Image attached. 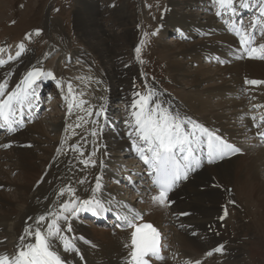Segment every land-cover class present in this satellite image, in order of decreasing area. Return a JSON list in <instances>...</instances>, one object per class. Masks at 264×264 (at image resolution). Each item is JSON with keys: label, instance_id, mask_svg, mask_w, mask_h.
I'll list each match as a JSON object with an SVG mask.
<instances>
[{"label": "bare ground", "instance_id": "obj_1", "mask_svg": "<svg viewBox=\"0 0 264 264\" xmlns=\"http://www.w3.org/2000/svg\"><path fill=\"white\" fill-rule=\"evenodd\" d=\"M81 2L74 15L75 30L84 45L83 50L66 52L62 49L59 58L68 62L67 69H76V59L84 60L87 56L98 63L88 62L91 71L87 68L73 76L69 70L64 71L63 76L58 67L51 69L53 76L43 80L60 76L66 104L62 112L57 114L59 110H56L54 117H45L32 124L25 121L26 116L18 114L17 119H23L26 124L7 138L0 135V147H9L0 148V253H14L26 224L34 223L29 217H37L49 209L55 212L58 204L54 201L71 199L67 195H56L61 187L71 186L80 198H87L91 195L90 186H95V177L100 175L103 197L111 199L115 209H124L121 205L127 204L141 214L137 223L151 222L160 230L167 248L161 252L163 259L154 264H179L171 257L173 248L185 258V264H196V261L200 264H248L243 241L247 230L253 229L251 232H258L264 240V139L257 138V132L264 126L254 127L264 117V59H250L239 51L237 41L216 19L214 8L210 10V0H165L163 10H168L160 19V28L163 27V33L175 28L177 35L187 36L189 42L168 45L161 41L160 57L165 62L169 79L184 82L186 87L179 91L180 100H176L156 90L154 83L144 80L138 67L125 66L129 83L137 82L144 89H131L128 113L133 94L145 92L148 86L155 89L161 99L177 106L183 114L217 132L241 151L214 164L203 165L180 184L165 204L159 205L152 201L156 194L139 163L134 164L135 173L129 174L133 183L130 185L123 180L128 184L126 188L114 183L119 173L110 166L111 158L121 147L129 148L122 155L127 157L126 162L132 153L137 155L127 134L126 121L129 119L118 120L112 108L104 105L108 97L115 96L110 87L122 74L112 63L119 55L117 45H112L114 36L119 35L132 44L135 29L131 24L126 27V33L123 31L124 35L103 29L102 17L99 18L102 12L98 9L100 0ZM112 13L120 25L126 26L129 22L128 11L123 5L115 7ZM51 51L49 48L47 54ZM15 54L11 55L10 46H7L0 59L7 60ZM43 59L32 60L30 50L26 49L16 60L0 66V81L7 79L8 82L6 91L14 89L27 71L40 65ZM66 75L70 76L71 94ZM76 77L84 78L76 81ZM246 80L262 83L251 85L245 83ZM250 102H255V106ZM69 103L73 105L71 111ZM252 106L260 108L261 112L250 109ZM98 111L101 115H96ZM94 131L96 135L92 134ZM72 145H77V150H73ZM84 160L95 161V164L90 162L85 166ZM6 166L22 173L21 181L12 188V199L2 198V189L11 183L7 180ZM123 168L124 165L119 169ZM133 184L135 199L128 202L123 194L131 192ZM237 208L243 212L239 213ZM80 215L82 213L67 221L73 229L67 235L75 238L80 253H63L61 248L62 254L68 257V264H124L128 252L124 245L130 242L131 229L112 224L111 220L102 224L88 222L91 225L88 226L87 221L79 219ZM31 239L34 242V237ZM218 246L222 247V252L214 251ZM210 251L214 252L209 256Z\"/></svg>", "mask_w": 264, "mask_h": 264}, {"label": "snow or ice", "instance_id": "obj_2", "mask_svg": "<svg viewBox=\"0 0 264 264\" xmlns=\"http://www.w3.org/2000/svg\"><path fill=\"white\" fill-rule=\"evenodd\" d=\"M237 4L242 9L255 10L256 14L248 23L239 19L233 20V17L238 16ZM211 8L215 9L217 17H227L224 23L228 31L239 38L240 50L248 58L264 59V43L255 44L257 35L264 38V0H210V10ZM36 34L39 35V30ZM30 38L31 34H26L25 39ZM17 47L19 50L15 56H9L7 60L0 59V66L16 60L26 51L23 43ZM3 51L4 49L0 48V52ZM135 51L139 54L140 48L137 47ZM52 76V72L36 66L27 71L23 79L10 91H6L7 79L0 81V130L11 134L23 127L24 121L17 119V115L23 117L24 108L31 107L34 100L38 99L35 92L37 82ZM245 83L257 85L262 82L246 80ZM145 88V92L133 94L130 118L126 121L129 129L127 134L139 158L147 166L151 185L158 189V193L152 196V201L163 205L168 200L169 193L181 181H186L193 172L200 169L205 161L214 164L226 156L239 153L241 149L217 132L183 114L169 101L161 99L155 89L148 86ZM71 93L72 87L69 84V94ZM72 107V103H69V111ZM96 115H101V112H96ZM261 120H264V117H261ZM254 127L259 128L260 125L254 124ZM92 134L96 135L95 131ZM257 135L264 139V131L257 132ZM77 148V145H72L73 150ZM83 155L81 153V156ZM90 162L95 164V161H83L85 166ZM101 164L103 166V162ZM101 181L102 177L97 175L95 186H90L91 195L87 198H80L76 189L71 186L61 187L56 195H67L71 199L54 201L58 204V210L55 212L49 209L37 217H29L34 223L26 224L14 253H0V264H68V257L62 254L61 248L63 253L79 255L75 238L67 235L73 231L67 221L80 213L91 212L93 215H100L113 211L112 200L103 197ZM79 183L83 184L84 181ZM121 207L125 209L126 214L117 216L121 222L118 226L132 229L130 242L124 245L128 249L124 264H149L152 258L163 259L160 255V233L157 228L151 223H137L141 214L133 207L127 204H122ZM222 250L219 246L214 249L217 253ZM207 255H212V252ZM196 264H200V261H196Z\"/></svg>", "mask_w": 264, "mask_h": 264}, {"label": "rangeland", "instance_id": "obj_3", "mask_svg": "<svg viewBox=\"0 0 264 264\" xmlns=\"http://www.w3.org/2000/svg\"><path fill=\"white\" fill-rule=\"evenodd\" d=\"M81 1L82 0H0V46H5L2 49L10 46V53L13 55L19 50L17 46L23 43L25 49L30 50L32 60L34 58L44 57L38 66L45 71H50L51 69L58 67L61 70L60 72L62 75L64 74V71L66 72L69 70V73H71L70 76H73L75 72H84L87 68L88 71H91V65H88V62L90 64H95L98 63V61L90 56L84 57V60L76 59L75 62L78 65L76 69H67L66 63L68 62L59 58L62 49L66 52H72L76 49L80 51L83 50L82 48L84 45H82L75 30L74 15V11H76V9L82 4ZM164 3L165 0H100L98 9L102 12V15L99 18L102 17L101 25L103 29L108 28L110 32H120L123 35L127 32L126 27H129L131 24V28L135 29L132 34V44L126 43L119 37V35L114 36L115 38L112 41L113 44L111 43L112 45H117L119 49L117 51L119 55L115 56L112 63L115 64L117 72L120 69L119 73H122L120 75L122 81L118 79L112 82L113 85L110 88H112L111 90L114 92L115 96H112L111 98L108 97L104 105L112 108V113L117 114L118 120L123 119L125 121L126 118H130L128 113V97L132 96L131 89L138 88L140 91L144 90L141 84L137 82H133L132 84L129 83L127 72L125 71L126 67H138L144 80L146 79V81L154 83V88L156 90H160L162 93L176 98V100L180 98L179 91L186 87L184 82H174L169 79L165 62L160 57V50L162 48L160 44L161 41L168 45H175L178 42L180 44H182V42H189V40H184L188 39L187 36H183L184 39L179 37L175 28L173 29L174 31L172 30L163 33V27L160 28V19L164 17L166 10H168V8L163 10L165 6ZM121 5L124 6L129 14V22H127L126 26L120 25L118 21H115L116 17L112 13V10H114L115 7ZM37 30H39V35L36 34ZM153 33L155 34L153 35ZM161 33L164 34H162L163 40H161L160 37ZM26 34H31V38L25 39ZM173 34L177 35L176 40ZM141 41H143V43H141ZM137 47L140 48L139 54L135 51ZM49 48L52 51L47 54ZM0 54H2V52H0ZM200 62L202 61L200 60ZM70 76H65L66 84H68L67 86H69V83L71 84V80L69 79ZM56 77L57 79L54 80L61 84L62 80L60 76ZM82 78L80 77L79 79V77H76V81H80ZM41 81L42 80H40V82ZM50 81L51 80H48V82ZM50 84V87H55L54 91L58 94L51 97H44V101L49 103L40 112L39 117H37L38 119L35 121L43 120L45 117L46 119H50L51 117H54L56 110H59L57 112L58 114L62 112L61 110L66 106L64 103V97L59 94V86H56L54 82H50ZM107 86H109V84ZM261 93L262 91H260L259 94ZM253 103L250 102V105L253 104L255 106V102ZM26 109H28V107L24 108V110ZM123 126L122 129H124ZM125 147L126 146L118 149L110 160L112 170L116 174L119 173L118 179L120 180L117 179L118 182L116 181L114 183L118 186H123L122 188H126L128 185L127 182H124L123 180H127L130 185L133 183L134 179L130 177L129 174L133 175L136 170L134 167V164L136 165L135 159L128 157L129 160L126 162L125 160L127 157L124 158L125 154L124 157H122ZM0 148H3V146ZM8 148L9 147H4V150ZM122 165H124V168L121 171L119 168H121ZM5 171L8 173L7 180H11V183L8 187L2 189V198L12 199L14 197V189L12 188L19 184L22 173H19V171H15L12 167L8 166H6ZM126 172L127 174H125ZM107 182L111 183L110 181ZM132 187L133 188H130V190H132L131 192L129 191V193L123 194L125 197L124 199L129 200L128 202H132L135 199L133 194V191L135 190L134 184ZM141 201L145 200L141 199ZM237 210L238 212L240 211L239 213L243 212L241 211L242 209L240 210L237 208ZM246 215L247 212H245V216ZM86 224H88V221ZM104 225L106 226L107 224ZM88 226L91 225L88 224ZM249 226L251 228L252 225L249 224ZM251 230L254 231L253 229H248V235L243 239L245 247L244 256L248 264H264V240L259 237L258 232L254 233L251 232ZM173 249H171L172 259H177L176 261L179 264H185V258L179 253V250H176L175 248ZM179 258L181 260H178Z\"/></svg>", "mask_w": 264, "mask_h": 264}]
</instances>
